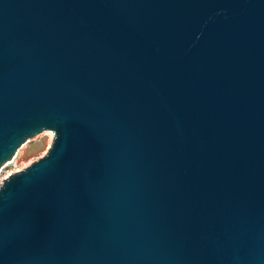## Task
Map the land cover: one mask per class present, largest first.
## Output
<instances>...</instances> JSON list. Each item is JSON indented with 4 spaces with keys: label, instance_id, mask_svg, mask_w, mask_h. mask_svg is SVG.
<instances>
[{
    "label": "water",
    "instance_id": "95a60500",
    "mask_svg": "<svg viewBox=\"0 0 264 264\" xmlns=\"http://www.w3.org/2000/svg\"><path fill=\"white\" fill-rule=\"evenodd\" d=\"M0 264H264V0H0Z\"/></svg>",
    "mask_w": 264,
    "mask_h": 264
},
{
    "label": "rangeland",
    "instance_id": "374dc122",
    "mask_svg": "<svg viewBox=\"0 0 264 264\" xmlns=\"http://www.w3.org/2000/svg\"><path fill=\"white\" fill-rule=\"evenodd\" d=\"M52 136H50L51 134ZM54 133L51 130H43L26 139L17 148L12 158L4 162L0 167V185L3 180L15 171L22 170L33 161L42 157L52 144Z\"/></svg>",
    "mask_w": 264,
    "mask_h": 264
},
{
    "label": "bare ground",
    "instance_id": "6f19581e",
    "mask_svg": "<svg viewBox=\"0 0 264 264\" xmlns=\"http://www.w3.org/2000/svg\"><path fill=\"white\" fill-rule=\"evenodd\" d=\"M50 134H51V133H50ZM50 136H52V134H51Z\"/></svg>",
    "mask_w": 264,
    "mask_h": 264
}]
</instances>
